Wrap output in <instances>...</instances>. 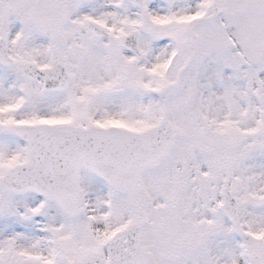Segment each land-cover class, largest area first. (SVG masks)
<instances>
[{
  "label": "snow or ice",
  "instance_id": "1",
  "mask_svg": "<svg viewBox=\"0 0 264 264\" xmlns=\"http://www.w3.org/2000/svg\"><path fill=\"white\" fill-rule=\"evenodd\" d=\"M0 264H264V0H0Z\"/></svg>",
  "mask_w": 264,
  "mask_h": 264
}]
</instances>
